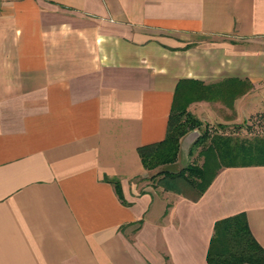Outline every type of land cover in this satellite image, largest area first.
I'll use <instances>...</instances> for the list:
<instances>
[{"label":"crops","instance_id":"crops-1","mask_svg":"<svg viewBox=\"0 0 264 264\" xmlns=\"http://www.w3.org/2000/svg\"><path fill=\"white\" fill-rule=\"evenodd\" d=\"M176 93L208 128L264 122V0H0V264H207L237 214L264 250V164L195 201L149 179Z\"/></svg>","mask_w":264,"mask_h":264},{"label":"trees","instance_id":"trees-1","mask_svg":"<svg viewBox=\"0 0 264 264\" xmlns=\"http://www.w3.org/2000/svg\"><path fill=\"white\" fill-rule=\"evenodd\" d=\"M186 103L176 93L164 140L137 150L144 169L152 173L149 177L152 184L195 201L222 167L264 164V137L238 140L217 132H200L199 122L185 110ZM193 130H198L199 135L190 154L199 149L197 156L202 163L188 164L177 172L163 169L177 161L181 139ZM106 181L114 184L119 194L118 182ZM206 261L207 264H264V250L253 238L244 214L215 223Z\"/></svg>","mask_w":264,"mask_h":264},{"label":"rangeland","instance_id":"rangeland-1","mask_svg":"<svg viewBox=\"0 0 264 264\" xmlns=\"http://www.w3.org/2000/svg\"><path fill=\"white\" fill-rule=\"evenodd\" d=\"M186 112L189 113L187 110H186ZM191 116L193 118H195L193 115H191ZM195 119L200 124V128H199V131L200 132H203L205 130L209 131L210 134H213L214 132H217L219 134L231 135L233 138L238 139V140H244V139H247L248 140V139H252L254 137L261 136L262 135V132H264L263 131L264 128L262 126H258L259 124H262L264 126V122L262 121L261 118H260L261 119L260 122L255 121V125H256V123H259L258 125H256V126L253 125L252 127L250 126L251 127V130L245 129L246 124H241L240 125L241 127L234 126L232 128H228V129H222V128H219V126H216V125L213 128H210V127L208 128L207 127L208 125L204 121L200 120L199 118L198 119L195 118ZM198 150L199 149H194L193 152L196 153V152H198ZM195 156L196 157H194L193 159H190V160L188 159L187 163L188 162H189L188 164L198 163L200 161V158L197 155H195ZM192 160H193V162H191ZM188 164H186V165H188ZM171 166H173V167L168 168V169H171V171H174V169L176 168L174 166H176V165L173 164Z\"/></svg>","mask_w":264,"mask_h":264},{"label":"water","instance_id":"water-1","mask_svg":"<svg viewBox=\"0 0 264 264\" xmlns=\"http://www.w3.org/2000/svg\"><path fill=\"white\" fill-rule=\"evenodd\" d=\"M190 136H191V137H192V136H193V137H195L194 139L196 140V139H197V137H198V134H197V133H195V132H193V133H191V134H190Z\"/></svg>","mask_w":264,"mask_h":264}]
</instances>
